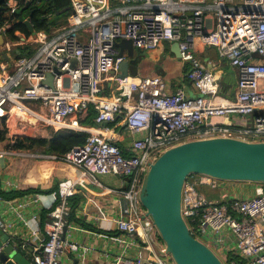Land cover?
<instances>
[{
  "label": "built area",
  "instance_id": "2783aa9c",
  "mask_svg": "<svg viewBox=\"0 0 264 264\" xmlns=\"http://www.w3.org/2000/svg\"><path fill=\"white\" fill-rule=\"evenodd\" d=\"M69 2L64 26L50 34L33 31L31 38L16 31L15 40L9 31L30 20L21 21L17 14L41 0L5 1L0 14V127L9 130L11 145L43 138L47 131L87 134L84 145L62 158L52 156L75 175L59 183L46 223L39 214H26L29 200L0 195V201L38 238L32 264H66L67 253L85 257L88 249L67 234L73 227L71 200L90 185L124 202L116 217L105 212L97 217L100 225L116 231L108 238L123 248L121 264H175L141 203L143 180L163 152L184 142L215 137L264 142V0ZM124 39L143 52L178 43L180 60L190 66L187 76L200 96L190 98L183 89L170 92L161 76L120 78L127 53L121 57L117 43ZM198 44L214 47L237 71L233 99L220 97L219 76L196 55ZM26 48L29 56L17 55ZM48 74L54 75V89L45 84ZM104 84H115L110 97ZM91 110L96 116L88 124ZM121 129L131 136L124 147L118 144ZM9 153L17 155L3 151L0 158ZM104 177L118 178L119 185L108 189ZM233 183L254 185L251 192L241 193ZM0 185L3 192L19 190L14 178L1 174ZM181 213L190 233L223 264H239L238 258L242 264H264V183L191 175L183 188ZM0 228L13 235L1 221ZM131 249L145 255L129 257Z\"/></svg>",
  "mask_w": 264,
  "mask_h": 264
},
{
  "label": "crops",
  "instance_id": "0c3cea01",
  "mask_svg": "<svg viewBox=\"0 0 264 264\" xmlns=\"http://www.w3.org/2000/svg\"><path fill=\"white\" fill-rule=\"evenodd\" d=\"M174 44L175 43L166 42L162 47L160 46L156 50L147 52L144 58L140 61H136L138 69L132 73L131 77L161 76L167 82L170 92L174 93L178 89H183L188 97L197 98L200 96V93L187 76V70L190 66H184L181 60L176 57L172 51ZM196 55L202 60L207 70L209 69L213 73L218 74L220 97L233 99L235 97L238 79L237 71L227 62L220 59L214 47H204L198 44ZM131 63H133L132 60ZM104 87L106 88L105 96L110 97L111 90L114 89L115 84H104ZM0 132L5 131L0 127ZM120 134L121 136L119 137L118 144L124 147L130 141L131 136L124 129L120 130ZM52 135L50 131L44 132L42 139H50ZM7 145L5 132V139L4 137L3 140L0 138V152H11V150L7 149ZM16 156L18 155L9 153L4 157V161L0 162L1 175L8 176L11 173L18 175V177H14V179L19 183V190H6L4 193H16L17 191L30 190L31 188L39 189L42 193H31L16 198L15 200L6 197L3 198L10 201L29 200L31 206L26 214H39L42 216V221L46 223L49 220L48 208L46 207V201L48 199L43 201L44 199L41 200L39 196H53L55 192L51 193L48 191L56 187V185H59L62 180L73 177L75 172L65 163L54 160L52 156L45 155L50 157L51 160H36V162H31L27 159L18 160ZM1 159L2 158H0V160ZM37 161L41 162V164L37 163ZM57 174H60V178H56ZM42 176V181H39ZM102 181L107 185L108 189L119 185V180L116 177H104ZM233 185L235 189L239 190L241 193H247L252 191L254 184L233 183ZM86 189L80 188L81 192L77 193L71 200V207L73 210L71 221L73 227L68 232L67 237L70 239L71 236H73L74 241L88 250L85 252L84 258H81L79 255L80 253H67L63 260L66 264H75V262L76 264H121L120 260L124 261L125 257L123 248L108 238L112 235H117L116 231L113 228L100 225L97 219L98 216H94L92 212L88 211L87 207L88 204L94 202L99 209V214L100 212H105L114 218L119 213L124 202L119 196L112 195L107 190H102L96 186L90 185L88 189ZM206 191L207 190L204 189V192ZM35 195L39 198L37 202H34ZM210 197L217 198V194L212 193ZM51 202L53 203L52 200ZM0 221L8 225L10 231L13 233L11 236V243H14L19 249V253L22 257L21 262L27 260L32 264L33 253L38 245V238L33 237L30 231L16 220L14 213L11 212L2 201H0ZM104 225H108V223ZM233 244V240H230L228 243L230 246ZM155 248L160 249L159 246H155ZM81 251L84 252L83 249ZM138 254L145 255L141 250L131 249L128 256L134 257Z\"/></svg>",
  "mask_w": 264,
  "mask_h": 264
},
{
  "label": "water",
  "instance_id": "95a60500",
  "mask_svg": "<svg viewBox=\"0 0 264 264\" xmlns=\"http://www.w3.org/2000/svg\"><path fill=\"white\" fill-rule=\"evenodd\" d=\"M5 1L0 0V14L5 9ZM112 1L116 3L119 0ZM68 11L70 8L62 13ZM24 23L33 32L31 21ZM3 41L0 38V45ZM117 47L121 57L127 53L119 77H131V60L136 55L133 43L124 39L117 43ZM172 51L181 59L178 43L174 44ZM3 59L10 61L6 55ZM73 64L76 65V61ZM45 84L54 89L53 74L47 75ZM3 161L4 158L0 160ZM191 175H208L226 182L264 183V142L221 137L184 142L163 152L150 165L143 180L141 203L159 233L166 255L175 264H223L212 249L190 233L182 216L183 188ZM37 197L34 196L35 199ZM39 198L43 201L48 199L46 207L52 204L51 200L55 201L52 195ZM87 209L98 216L99 209L94 202L88 204ZM21 260L19 249L11 243V236L0 228V264H30Z\"/></svg>",
  "mask_w": 264,
  "mask_h": 264
},
{
  "label": "trees",
  "instance_id": "16d2710c",
  "mask_svg": "<svg viewBox=\"0 0 264 264\" xmlns=\"http://www.w3.org/2000/svg\"><path fill=\"white\" fill-rule=\"evenodd\" d=\"M114 3V2H113ZM71 7L69 0H41L40 4L33 3L25 6L21 9L20 13L17 14L18 18H30L32 29L35 33L50 34L52 28L62 27L67 23V19L70 15V11L62 13ZM16 31H21L26 34L27 37L31 38L35 33L31 32L29 28L23 22H19L15 27L9 31L12 39L17 40L15 36ZM21 56H29L31 54L30 49H21ZM147 52L139 51L141 56L138 61L146 56ZM136 63V62H135ZM188 72V70H187ZM88 123H93V119L96 116V112L91 110ZM5 139V132H0V138ZM87 134L75 133L69 131H61L52 135L50 139L42 138H26L24 140H18L14 145H8L7 149L11 151H33L35 149H42L44 155L56 156L62 158L68 152H70L76 146H82L85 144ZM61 161V160H58ZM62 162V161H61ZM63 163V162H62ZM58 185L52 188L48 192H56ZM31 193H42L41 190L31 188L30 190H21L16 193H4L0 190V195L12 200L16 198L29 195ZM229 257L232 259L233 256L230 254ZM235 259L236 256L234 257ZM239 264H242L239 258L237 259Z\"/></svg>",
  "mask_w": 264,
  "mask_h": 264
},
{
  "label": "rangeland",
  "instance_id": "374dc122",
  "mask_svg": "<svg viewBox=\"0 0 264 264\" xmlns=\"http://www.w3.org/2000/svg\"><path fill=\"white\" fill-rule=\"evenodd\" d=\"M165 44V43H164ZM163 45V44H162ZM162 45H161V47H162ZM141 56L139 55V51H137L136 50V55H135V57L132 59V61H133V63H132V65H131V70H132V73H134L135 72V70H137L138 69V64H137V60H139V58H140ZM136 62V63H135ZM131 76H132V74H131ZM4 131H6V137H7V143H8V145H11V144H9V141H10V132H9V130H7L5 127H4V129H3ZM7 145V146H8ZM14 152H16V154L18 155V156H16L17 157V159L19 160H21V159H27V160H30L31 162H36V160H51V158L50 157H47V156H45L43 153H42V149H35V150H33V151H14ZM37 163H39V164H41V162H39V161H37ZM47 164V163H46ZM39 166V165H38ZM12 174V173H11ZM9 174L8 176H10L11 178H14V177H18V175H15V174ZM60 176V174L58 175H56V178L58 177V178H60L59 177ZM42 179H43V176L42 177H40V180L39 181H42ZM214 241H213V243H210V245L214 248ZM217 252V251H216ZM218 253V252H217ZM219 254V253H218Z\"/></svg>",
  "mask_w": 264,
  "mask_h": 264
},
{
  "label": "clouds",
  "instance_id": "9594fccd",
  "mask_svg": "<svg viewBox=\"0 0 264 264\" xmlns=\"http://www.w3.org/2000/svg\"><path fill=\"white\" fill-rule=\"evenodd\" d=\"M19 54V52H17V55Z\"/></svg>",
  "mask_w": 264,
  "mask_h": 264
}]
</instances>
